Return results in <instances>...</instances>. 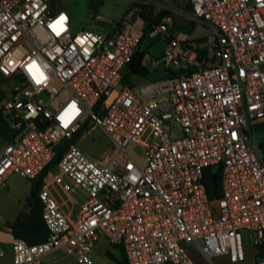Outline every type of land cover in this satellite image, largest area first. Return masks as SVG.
Listing matches in <instances>:
<instances>
[{"label":"built area","instance_id":"1","mask_svg":"<svg viewBox=\"0 0 264 264\" xmlns=\"http://www.w3.org/2000/svg\"><path fill=\"white\" fill-rule=\"evenodd\" d=\"M190 2V18L211 31L200 43L208 53L164 15L150 36L166 41L162 60L174 72L130 86L122 78L142 38L125 29L133 16L112 31H74L57 0H0V111L12 133L0 142V188L12 174L38 178L65 143L39 190L48 237H15L12 264H46L57 252L106 264L101 239L127 264H197L191 248L207 264L220 255L243 262L248 243L264 264V0ZM87 122L112 141L108 163L75 139ZM214 165L221 196L212 200L204 176Z\"/></svg>","mask_w":264,"mask_h":264},{"label":"rangeland","instance_id":"2","mask_svg":"<svg viewBox=\"0 0 264 264\" xmlns=\"http://www.w3.org/2000/svg\"><path fill=\"white\" fill-rule=\"evenodd\" d=\"M58 1V8L65 9L69 15L71 16L72 25L74 31H79L83 28L94 29L91 26V22L96 21L94 20L97 15L103 17L104 19H115V21H120L124 18L125 14H128L134 19L133 11H130V7L128 8V1L129 0H93L91 4V0H57ZM135 1H131L130 4L133 5ZM129 10V12H127ZM121 16V18L119 17ZM119 17V18H117ZM136 17V16H135ZM99 20V19H98ZM101 20V19H100ZM132 20L129 23H132ZM114 21V22H115ZM118 21V22H119ZM134 25L128 27V31L133 32V28L137 32H141L143 27V22L141 19L135 21ZM189 27V26H188ZM194 34H182L183 36H191L194 37L193 40L189 41L192 46L196 47V40L201 38L199 35H204L202 37H211L210 29L202 26L197 25L195 30H193ZM202 33V34H200ZM148 35V34H147ZM146 35L145 42L149 41V37ZM205 37V38H206ZM206 38V39H207ZM194 47V48H195ZM157 51L156 46L149 47V54L155 55L154 53ZM151 61V60H150ZM150 66V65H149ZM155 70V69H154ZM161 70V71H159ZM158 71H153L149 79H158L167 75L168 70L164 68L163 64H160V69ZM136 81H140V78L135 77ZM54 84L59 88L62 89L63 85L59 82V80L54 79ZM62 96L66 98L68 96V90H62ZM256 141L259 144H264V130H258L256 132ZM80 148L85 151L89 156L94 159H99L104 163H108L110 157L113 152V145L112 141L105 133V131L98 127L93 126L84 132L78 141ZM129 152L137 159L142 158V147L138 144H132L129 146ZM264 154V150H262ZM57 170V167L54 166L51 168V174H54ZM29 181L32 179L22 176L20 174H13L8 179V187L7 188H0V211L4 213V215H11L17 209L21 207V201L19 200L20 196H17V190L26 189L29 185ZM26 206V201H25ZM110 247L108 241L106 239H101L99 242V246L96 249V252L99 255L104 256L107 259L106 264H119L118 260L121 259V252L120 250L110 249V255L107 253V249ZM246 258L243 262H231L226 256H216L214 261L216 264H256L255 262V251L252 244L248 243L245 246ZM191 256L195 260L197 264H207L206 258L196 249H192L190 251ZM113 256V257H112ZM44 261L46 264H75V260L68 255L63 254L62 252H57L50 256L44 257Z\"/></svg>","mask_w":264,"mask_h":264},{"label":"trees","instance_id":"3","mask_svg":"<svg viewBox=\"0 0 264 264\" xmlns=\"http://www.w3.org/2000/svg\"><path fill=\"white\" fill-rule=\"evenodd\" d=\"M93 0H91V4ZM135 6L139 8V16L142 17L146 23V33L150 32L153 24L157 23L164 15L172 14L168 9H156L151 3L135 2ZM130 10V9H129ZM127 10V12H129ZM144 34L143 38H145ZM206 38L201 37L196 40V49H198L203 55H206L208 51L200 48V43ZM142 41V40H141ZM190 43V42H189ZM146 50L138 49L131 62L127 65L122 78V84L134 86L133 77L140 76L148 79L150 74L154 71L145 64V58L147 55ZM170 73L174 71L169 69ZM93 127L92 122H87L78 133L75 135V139H78L84 132ZM257 130L264 128V122L260 123ZM10 122L7 116L0 111V140L10 134ZM262 150H264V144H260ZM65 150V143L60 144L57 148V152L51 164L45 169V171L36 179L33 180L31 195L26 200V206L28 211H21L17 218L13 222H9V226L12 229L14 237L23 238L29 243H38L47 239L49 231L42 218V203L39 198V190L44 180V177L48 174V171L56 166L61 154ZM204 183L207 187L210 199L214 200L221 196V175L220 171L213 172L212 167H208L205 171ZM121 259L118 260L119 264H127L124 252L120 249ZM107 253L110 255V251ZM113 257V256H112Z\"/></svg>","mask_w":264,"mask_h":264},{"label":"crops","instance_id":"4","mask_svg":"<svg viewBox=\"0 0 264 264\" xmlns=\"http://www.w3.org/2000/svg\"><path fill=\"white\" fill-rule=\"evenodd\" d=\"M131 1H133V0L128 1V4H129L128 8L131 6V4H130ZM134 1L140 2V3H151L155 6V8L157 10L158 9L170 10L172 12V15L175 17L174 34L181 39H187L188 41L193 40L194 37H191V36L187 37L186 35L181 37V35L182 34H194L193 30H195L197 25H202V24H199V23L193 21L190 18L191 11H192L190 0H134ZM119 17L121 18V16H119ZM119 17H117V18H119ZM138 19L142 20L144 29L141 32H137V31H135L136 28L135 29L133 28V32L132 31H130V32L142 36L140 49L146 50L148 52H149V47H151V46H154V47L156 46V49H157V51L154 53L155 55H151V54L147 53L146 58H145L146 61L156 60L157 67L155 68L154 71H158L160 69V64H163L164 68H166V70H168V72H169L168 67L166 66V64L162 60V53H163L164 48L166 47V41L162 38H153L152 36H150V32L146 33V28H145L146 23H145L144 19L139 16V13L137 15H134V19L132 20V23H129L125 27L126 31H128L127 30L128 27L129 26L132 27V25H134L136 23L135 21ZM94 20H96V21H93L90 24L93 28H95V30H99V31H112L113 29H115V27L120 22L119 20H118L119 22L115 21V19H104L103 17L101 18V16H99V15H97ZM202 26H204V25H202ZM204 27L208 28L207 26H204ZM144 34H146V35L148 34L147 36L150 38L149 41L145 42L146 36H145V38H143ZM200 34H202V33H200ZM199 36L202 37L204 35H199ZM207 39H205L201 43H204ZM159 71H161V70H159ZM168 74L169 73H167V75ZM167 75H165V76H167ZM165 76H163V77H165ZM135 77L140 78V81H136ZM135 77H133L134 83H139V82L146 80V78H143L140 76H135ZM160 78H162V77H160ZM11 138H12V133L10 131L9 137L8 136L4 137L3 140H0V142H7ZM79 138H78L77 142L79 141ZM11 176H9V178ZM33 180L34 179H32V181L28 182L29 185L26 189H23V190L18 189L17 190V192H18L17 196H20L19 200L21 201V207L19 209H17L14 213H11V215H8V216L4 215V213H2L0 211V250H1L0 264H12V261H13V240L15 237L13 235L11 227L9 226V222H13L17 218L18 214L21 211H28L29 210L28 207L25 206V201L31 195ZM7 187H8V180H7ZM191 250H192V248H191ZM220 256H226V255H220Z\"/></svg>","mask_w":264,"mask_h":264},{"label":"water","instance_id":"5","mask_svg":"<svg viewBox=\"0 0 264 264\" xmlns=\"http://www.w3.org/2000/svg\"><path fill=\"white\" fill-rule=\"evenodd\" d=\"M116 96H117V91L114 90V91L111 93V95L108 97V103L110 104V103L115 99ZM7 117L10 118V115L8 114ZM218 168H219L218 165H214V166L212 167L213 172L216 173V172L218 171Z\"/></svg>","mask_w":264,"mask_h":264},{"label":"snow or ice","instance_id":"6","mask_svg":"<svg viewBox=\"0 0 264 264\" xmlns=\"http://www.w3.org/2000/svg\"><path fill=\"white\" fill-rule=\"evenodd\" d=\"M63 20V18H61V21ZM61 21H58V23H60ZM39 70H38V68H37V72H38ZM40 75H42V73H40Z\"/></svg>","mask_w":264,"mask_h":264}]
</instances>
